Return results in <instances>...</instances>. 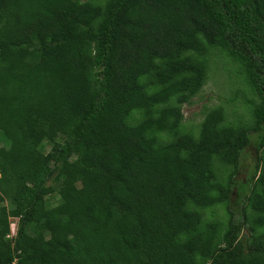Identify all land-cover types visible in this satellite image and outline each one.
Segmentation results:
<instances>
[{
  "label": "trees",
  "instance_id": "trees-1",
  "mask_svg": "<svg viewBox=\"0 0 264 264\" xmlns=\"http://www.w3.org/2000/svg\"><path fill=\"white\" fill-rule=\"evenodd\" d=\"M209 48L242 66L259 100L252 128L221 126L215 107L194 138L177 130ZM134 110L144 117L128 125ZM0 127V264H264V229L242 235L244 213L229 209L220 247L216 224L200 228L188 207L229 199L215 155L236 172L253 131L264 155V0H0ZM250 191L255 230L264 195Z\"/></svg>",
  "mask_w": 264,
  "mask_h": 264
},
{
  "label": "rangeland",
  "instance_id": "rangeland-1",
  "mask_svg": "<svg viewBox=\"0 0 264 264\" xmlns=\"http://www.w3.org/2000/svg\"><path fill=\"white\" fill-rule=\"evenodd\" d=\"M92 4L103 5L106 0H82ZM93 48V47H92ZM198 58L206 64V78L198 92L192 97L190 103L182 105L183 117L178 127L177 133L189 134L197 138L200 132L201 123L206 113L215 108L223 109L224 119L221 126H230L235 129L252 128L254 125L253 104L258 102L259 97L256 91L249 84L246 73L242 66L232 60L224 49L209 48L207 52L198 55ZM142 84H150L149 78H141ZM157 86H149L148 90L153 91ZM173 103V102H171ZM162 105L156 107L160 108ZM143 112L134 110L127 117L128 125H135L143 118ZM153 137L158 143H167L173 139L174 134L171 131H151L147 134ZM257 132H251V143L243 151L236 172L233 165L226 163L220 155H215L212 159V181L228 185L231 181V192L228 200L215 203L212 206L200 208L192 203L188 207L198 210L201 213L200 228L215 223L216 224V244L224 246L223 234L227 229L229 219V209L234 212L235 217L244 213L246 223L242 230V235L250 236L252 233H258L262 228L251 230L250 219L254 215L262 213L261 203L254 198L253 202L248 203L247 196L250 190L254 193L264 195V181L259 179L260 168H256L257 160L260 158L264 165L263 146L258 151L255 149V140ZM53 145V142L45 138L38 149L42 153H47ZM9 146V140L5 137L0 127V150H6ZM259 179V181H258ZM215 193V192H214ZM60 198L57 191L45 196L44 201L47 207H53L59 202ZM4 203L9 204L5 199ZM10 231L8 239H13L16 235L18 219L9 218ZM250 239V238H249ZM198 260H201L198 258Z\"/></svg>",
  "mask_w": 264,
  "mask_h": 264
}]
</instances>
